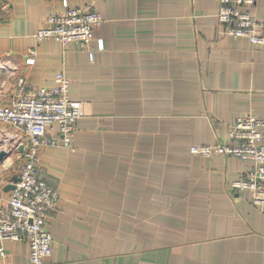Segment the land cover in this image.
I'll return each mask as SVG.
<instances>
[{
    "label": "crops",
    "instance_id": "0c3cea01",
    "mask_svg": "<svg viewBox=\"0 0 264 264\" xmlns=\"http://www.w3.org/2000/svg\"><path fill=\"white\" fill-rule=\"evenodd\" d=\"M64 1L102 17L92 59L34 38ZM242 8L264 35V0ZM218 10L219 0H0V104L19 78L55 87L58 73L82 104L71 146L37 152L39 178L59 194L44 264H264V208L232 187L252 161L190 152L230 144L229 128L248 114L262 120L264 144V43L223 34ZM24 144L0 124V148L11 149L0 204ZM2 245L0 264H29L25 242Z\"/></svg>",
    "mask_w": 264,
    "mask_h": 264
},
{
    "label": "built area",
    "instance_id": "2783aa9c",
    "mask_svg": "<svg viewBox=\"0 0 264 264\" xmlns=\"http://www.w3.org/2000/svg\"><path fill=\"white\" fill-rule=\"evenodd\" d=\"M252 0H219L217 19L222 33L247 37L253 45L264 43L263 24L243 10ZM60 15L49 16L34 35L36 41L54 39L62 45L74 43L92 59L93 29L102 22L96 11L71 8L67 2ZM97 48H103L99 40ZM34 52L25 58L34 62ZM55 87H26L25 80H17V88L6 103L0 104V124L8 125L25 139L20 153V165L9 197L0 204V255L2 241H23L29 248V264H44L51 253V233L47 217L56 209L58 192L39 178L37 152L40 147L69 148L82 116V104L68 96V79L58 73ZM262 120L248 114L237 117L228 130L230 144L192 145L190 152L201 156L216 154L252 161V167L232 182L235 191L247 190L251 203L264 208V144L261 142Z\"/></svg>",
    "mask_w": 264,
    "mask_h": 264
},
{
    "label": "water",
    "instance_id": "95a60500",
    "mask_svg": "<svg viewBox=\"0 0 264 264\" xmlns=\"http://www.w3.org/2000/svg\"><path fill=\"white\" fill-rule=\"evenodd\" d=\"M20 150H22V147H20ZM11 154V149H3L0 148V166H2L5 162V160L10 156ZM17 180V177L13 178V182H15ZM14 185L13 183L11 185H9V187H7L8 189H13Z\"/></svg>",
    "mask_w": 264,
    "mask_h": 264
},
{
    "label": "rangeland",
    "instance_id": "374dc122",
    "mask_svg": "<svg viewBox=\"0 0 264 264\" xmlns=\"http://www.w3.org/2000/svg\"><path fill=\"white\" fill-rule=\"evenodd\" d=\"M11 168L13 169V171H15L16 172V174H17V170H18V168H19V164L17 165V161L16 162H14V164L11 166Z\"/></svg>",
    "mask_w": 264,
    "mask_h": 264
}]
</instances>
